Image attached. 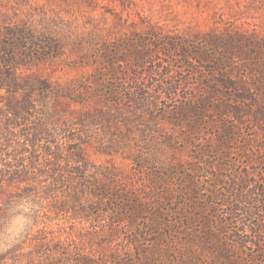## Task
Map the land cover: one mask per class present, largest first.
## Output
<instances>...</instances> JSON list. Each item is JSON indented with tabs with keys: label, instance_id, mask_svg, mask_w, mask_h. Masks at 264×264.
I'll return each instance as SVG.
<instances>
[{
	"label": "trees",
	"instance_id": "1",
	"mask_svg": "<svg viewBox=\"0 0 264 264\" xmlns=\"http://www.w3.org/2000/svg\"><path fill=\"white\" fill-rule=\"evenodd\" d=\"M143 32L145 35L133 32L132 39L127 38L124 44H117L112 37L100 42L102 37L96 31L85 32V45L81 43L83 46L80 44V49L67 52L64 36L46 24L14 21L2 31L0 232L11 218L18 200L25 196L34 199L35 205H39L41 200L43 209L45 205L51 206L52 213L69 214L70 219L81 220L78 222L84 227L90 224L89 217H100L110 229L106 248L114 253L104 258L83 247L77 250V255L72 250L74 255L64 256L60 250L48 248L46 237L33 247L31 242L40 233V229L35 227L43 224L45 215L36 213L29 225L28 252L32 254L39 246V258L32 256L24 260L23 247L17 244L10 252L13 257L7 258L5 253L0 252V264H163V251H171L170 256L175 257L164 264H244L236 261L231 253L232 247L239 249L241 246L258 248L263 255L261 264H264V220L260 217L264 214V171L258 172L262 181L253 180V189H246L251 184L250 177L256 175L249 171L240 176L234 174L229 178L231 184H225L232 198V204L229 203L230 220L236 217L238 210L242 216L243 208H249L253 203L257 208V213L251 212L252 215L247 217L250 224L243 223L242 231L236 222L238 217L231 222L236 225L232 226V233L239 230L244 235L240 237V246L226 236L229 234L228 218L214 225L207 218V209L197 205V183L189 173L179 174L180 164H176L177 161L168 159V176L163 173L165 180L173 178L178 182L177 186L165 183L163 195H160L159 188L156 195L148 198L144 190L123 181V171L114 164L104 168L88 157L86 147L98 135V130L94 132L92 127L107 130L109 137L104 142L109 147L113 142L114 148L120 150L119 144H125L127 138L133 141L132 134H119L111 125L110 116L121 113L114 109L120 103L118 97H124L135 106L138 103L141 107L138 110L135 107L134 111L137 110L139 115H144L148 108L155 110L166 98L177 103L178 107L166 111V106L163 117L166 113L172 114L170 123L183 130V138L181 134L178 140L183 139L187 143L193 133H200L199 128L204 126L211 129L210 135L218 144L227 148L241 137L240 126L245 123L244 120H249L256 133L253 137L261 144L254 146V141L247 139V145L243 148L238 146V151L248 150L251 153L246 154L249 165L255 161L264 166V37L244 30L214 27L207 32L189 35V40L184 34L178 42L167 31L149 29ZM147 37L155 39L158 45L151 43ZM149 47L151 50H146ZM36 48L38 50H33ZM185 48L190 51H185ZM194 49L197 51L193 52ZM159 54L171 59L170 66L161 68V64H157ZM67 55L72 58L69 67L85 63L92 68L90 78L76 75L61 81L52 76L50 69L42 66L51 59H62ZM176 59L182 63L183 72L188 67L191 75L201 73V77L197 78L198 84L185 76L174 78ZM119 62L128 69L133 67L145 71L134 75L125 73L127 79H123V83L127 84H122L124 90L108 78L109 75L119 78L116 68ZM38 64L41 66L33 68ZM147 77L152 81L150 86L145 81ZM130 81L135 85L128 84ZM186 88L193 89L189 94H181ZM73 103H78L83 111L70 116L68 111H72ZM106 113L110 116L106 117ZM89 117L98 120L90 125L86 121ZM77 118L81 122L74 123ZM226 118L235 121L233 127L225 123ZM73 124H76L74 128ZM213 129L218 135H214ZM156 136L152 135L153 143ZM178 140L169 137L166 143L170 145ZM215 150L221 153V146ZM145 161H139V164H145ZM240 162L237 161V165ZM159 179L158 176L155 180L160 183ZM150 184L154 185V182ZM169 187L172 189H167ZM210 195L213 196V193ZM220 196L225 194L218 195V198ZM177 199L181 202L178 203ZM165 202L174 206L167 214L162 207ZM206 202L209 204V201ZM238 206L243 208H236ZM182 209L183 212H180ZM199 210L202 212H195ZM172 214L176 216L174 219ZM160 215L171 219H162ZM168 220L177 221L183 227L175 229ZM122 235L125 236L121 239ZM124 242L126 250H115L119 243ZM229 243H233L231 248L227 246ZM130 254L132 259L128 258ZM136 255H139L137 261L134 259Z\"/></svg>",
	"mask_w": 264,
	"mask_h": 264
},
{
	"label": "rangeland",
	"instance_id": "2",
	"mask_svg": "<svg viewBox=\"0 0 264 264\" xmlns=\"http://www.w3.org/2000/svg\"><path fill=\"white\" fill-rule=\"evenodd\" d=\"M14 21H22L23 24L32 25L46 24L52 27V30L64 36L68 47L67 52H72L77 48L80 49L81 43L85 45V32L90 33L93 30L102 37L100 42H104L106 39L112 37L115 38L114 41L117 44H124L123 41L127 38L131 40L133 32H136L138 35L141 33L145 35L143 31L149 29L167 31L170 33V37L178 42L182 40V35L184 37V34H187L189 40V35L207 32L214 27L221 30H244L249 34L252 33L254 36L263 38L264 0H0V35L7 24ZM147 40L158 45V42L151 37H147ZM135 48L138 50V47ZM33 50H38V48ZM146 50L151 49L149 47ZM185 51H190V49L185 48ZM192 51L197 50L194 49ZM121 56H124L123 53ZM158 58L160 59H157L156 62L157 64H161V68H166L171 60L163 56V54H159ZM163 58L166 59L163 60ZM71 60L72 58L67 55L62 59H51V61L42 66L50 69L52 76L61 81L70 80L76 75L90 78L89 76L93 73L92 68H88L85 63L79 64L77 67L71 66V68L68 66ZM174 62V71L176 70L174 78L182 79L185 76L190 81L192 80L194 83H197V78L201 77V73L196 76L191 75L188 67H185L183 72L180 60L176 59ZM39 66L41 65L38 64V66H33V68L37 69ZM116 68L119 78L116 79V75H109L108 78L114 81L115 85L122 90L125 89L122 84H127L123 83V79H127L125 78V73H130L131 75L145 73L142 69H135L133 67L128 69L121 62L116 65ZM148 70H150V66H148ZM145 81L150 86L152 81L149 80V77ZM129 83L135 85L133 81ZM192 89H183L181 94H189ZM118 98L120 103L116 104L114 109L119 110L121 113L115 117L110 116V113H106L105 115L106 117L110 116L109 119L113 122L111 125L115 127L117 133L122 135H124V132L132 134L134 136L132 137L133 141H131L130 137L127 138L125 144H119L120 150L114 148L113 142L110 143L109 147L104 142V139L109 137L106 135L107 130H99L92 127L94 132L98 130V135L95 136V139L90 140V143L86 147L88 157L95 164L104 168H110L114 164L121 172L123 171V176L125 177L123 181H127L133 186H138L139 190H144L148 198L153 197L159 191V188L160 195H163L165 183L171 187L177 186L178 182L175 179L165 180L163 178V173L165 176L167 175L166 163L168 159L177 161L176 164H180L181 167H179V174L189 173L197 183V192H199L198 197H195L197 205L207 209V218L214 225H218L219 222L226 221V218H228L230 222L228 225L229 234L226 236L230 241H235L236 244L240 243L241 246L240 237L244 235L240 231L243 230V223L250 224L247 217L252 215V213H257V208H255L254 203L249 208L236 207L238 209L243 208L244 211L242 212V216L241 211L235 212V216L238 217V221L236 222L237 225L239 224V227L241 226V230L232 233V226L236 227V225L231 222L236 217L231 220L229 219L231 212H229V208L231 207L229 203L232 204V198L225 184L227 186L231 184L229 178L233 177L234 174L240 176L241 174H247L248 171L256 175L250 177L251 184L246 189H253L254 185L251 186L253 180L262 181V175H259L258 172L264 171L263 164L254 161L249 165L246 154L251 153L248 150L243 152L238 151V146L243 148L247 145V139L253 140L254 146H260L261 144L260 141L256 140V137H253L256 133L253 131L254 128L249 120H244L245 123L240 126L242 131L241 137L227 148L218 144L215 137L210 135L209 130L211 129L204 126L199 128L200 133L194 132V135L188 139L187 143L183 139L178 140V138H181V134L183 138V130L170 123L173 118L172 114L166 113V117H163L165 114L163 109L165 110L166 106L168 107L166 111L177 109V103L169 102L164 98L155 110L148 108L144 115H139L137 110L141 106L138 103L135 106V104L127 101L124 97L123 99L122 97ZM135 107L137 110L134 111ZM71 109L72 111H68V115L70 114V116L78 115L83 111L78 103H73ZM73 110L77 112H73ZM167 118H169V123L167 122ZM97 120L94 117L93 119L89 117L86 121L88 124L93 125ZM78 122H81V119L77 118L74 120V123ZM233 122L235 121L231 118H226L225 123L228 126L233 127ZM75 126L76 124H73V128ZM213 130L215 131L214 135H218L216 129ZM152 135H157L155 143L152 142L154 139ZM169 137L172 140L178 141L172 142L169 145L166 143ZM219 146H221V153L215 150ZM227 155L229 157H225ZM154 159H157V161H154ZM142 160H146L145 164L140 165L139 161ZM239 160L241 161L240 165H237V161ZM226 168L230 169L226 170ZM158 176L160 177V183L155 180L158 179ZM151 182H154V185H151ZM171 187L167 189L171 190ZM211 192L213 196L210 195ZM220 194H225V196L218 198ZM39 201L41 204V200ZM206 201H209V204ZM177 202L180 203L181 200L177 199ZM40 204L35 205L34 199L25 196L18 200V205L12 211L11 218H9L6 226H4L5 228L0 232V252L5 253L8 256L7 258L13 257L10 252L16 248L17 244L23 247L22 258L24 260L32 256L36 259L39 258L38 251H41L39 246L34 249L32 254L28 252L29 225L33 222V216L36 213L45 215L42 220L43 224L35 227V229H40V233L31 242L33 247L38 244L41 238L46 237L48 248L60 250L64 256L68 254L74 255L72 250L77 255V250L83 247L92 253L104 256V258L114 253H110L109 249L106 248L109 241L110 229L107 225L108 223L101 220L100 217L95 215L89 217L91 220L89 221L90 224L84 227L81 222H78L81 220L70 219L69 214L57 215L51 212V206L46 207L45 205V209H43ZM162 207L165 208V214L169 210L171 212L174 208L170 202H165ZM177 207L179 208V206ZM47 211L50 213H46ZM180 212H183V209ZM195 212L199 214L202 211ZM160 216L162 219H171L166 215ZM171 217L174 219L176 216L172 214ZM260 217L264 220V214H261ZM168 221L171 222V226L175 229L183 227L177 221ZM180 232L183 231L180 230ZM124 236L122 235L121 239ZM48 240H51V242ZM232 244L229 243L227 246L231 248ZM125 247V242L119 243L115 250H120L121 248L126 250ZM231 253L236 261L244 264H261L263 260V255L260 254L259 249L256 247L241 246L239 249L232 247ZM171 254V251L165 253L163 251V264L169 258L175 259L174 256H170ZM233 257L231 258L235 260ZM128 258H131V254ZM138 258L139 255H136L135 261Z\"/></svg>",
	"mask_w": 264,
	"mask_h": 264
}]
</instances>
